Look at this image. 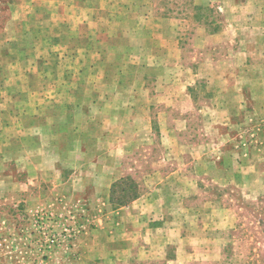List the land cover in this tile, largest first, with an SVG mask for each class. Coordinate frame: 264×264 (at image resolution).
<instances>
[{
	"label": "rangeland",
	"instance_id": "rangeland-1",
	"mask_svg": "<svg viewBox=\"0 0 264 264\" xmlns=\"http://www.w3.org/2000/svg\"><path fill=\"white\" fill-rule=\"evenodd\" d=\"M257 1L0 0V253L78 263L108 198L110 264H264V112L206 64Z\"/></svg>",
	"mask_w": 264,
	"mask_h": 264
},
{
	"label": "crops",
	"instance_id": "crops-1",
	"mask_svg": "<svg viewBox=\"0 0 264 264\" xmlns=\"http://www.w3.org/2000/svg\"><path fill=\"white\" fill-rule=\"evenodd\" d=\"M212 1L218 2L220 5V12H227L228 8L232 7L229 4V0L227 5L229 7H225L221 5L222 2L219 0H207L208 5L212 3ZM230 2H234V0H230ZM254 13H245V17L248 18H256L258 14H261L264 17V0H258L254 5ZM221 29V28H220ZM223 29V28H222ZM173 35L176 33L174 31L171 32ZM228 33L232 36H235V40L239 38V41L242 39V35L250 34V48H251V60L249 62H243L240 59L230 60L226 58L225 60H220L217 63L207 60L206 64L210 65H224V66H235L237 70V77L234 78V81L237 79L240 81L239 87H232L233 92H237L238 96L243 93L244 89L248 90L251 99L253 100L252 106L254 112H264V19L262 22H256L254 24L247 25L244 29H242V33L240 29H235L232 31L228 29ZM241 36V37H240ZM193 64L199 65L196 59H193ZM226 84L230 81L228 79L222 80ZM224 91L225 88H224ZM236 93V94H237ZM241 111H238V113ZM264 123V118H263ZM260 120H252L253 126H259ZM264 125V124H263ZM264 127V126H263ZM260 128L263 131L262 124ZM261 131V132H262ZM263 144V143H262ZM84 174V173H82ZM102 174V173H100ZM102 175H100L101 177ZM108 181V179H107ZM119 181L122 182L121 179ZM107 183V182H106ZM117 181L108 182L104 188H102L101 194L106 193H114L115 186L117 185ZM97 206L100 209L111 210L112 211V219L109 217L107 219H100L98 221V227L96 231L91 234V237L83 243L81 247L80 261L78 263H70V264H110V260L114 257V254H119L120 248H123V244L127 243L128 240L124 239V236H120L118 234V230L116 227L118 226L119 218L114 214L115 212L120 213V211L127 208L124 203L119 204L118 201L109 200L108 198L105 200H99ZM113 224V226H110ZM103 230V231H101ZM1 246V244H0ZM16 257L11 255L9 257L5 256V253H0V264H19L17 263ZM51 264H69L66 260L56 259L51 262Z\"/></svg>",
	"mask_w": 264,
	"mask_h": 264
}]
</instances>
